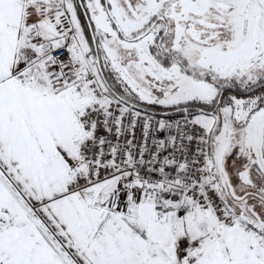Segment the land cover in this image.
<instances>
[{
    "label": "snow or ice",
    "instance_id": "1",
    "mask_svg": "<svg viewBox=\"0 0 264 264\" xmlns=\"http://www.w3.org/2000/svg\"><path fill=\"white\" fill-rule=\"evenodd\" d=\"M0 264H264V0H0Z\"/></svg>",
    "mask_w": 264,
    "mask_h": 264
},
{
    "label": "built area",
    "instance_id": "2",
    "mask_svg": "<svg viewBox=\"0 0 264 264\" xmlns=\"http://www.w3.org/2000/svg\"><path fill=\"white\" fill-rule=\"evenodd\" d=\"M147 151V150H146Z\"/></svg>",
    "mask_w": 264,
    "mask_h": 264
}]
</instances>
